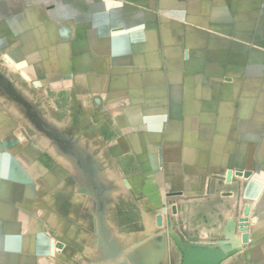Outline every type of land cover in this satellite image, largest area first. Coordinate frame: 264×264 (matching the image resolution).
<instances>
[{
    "label": "crops",
    "instance_id": "0c3cea01",
    "mask_svg": "<svg viewBox=\"0 0 264 264\" xmlns=\"http://www.w3.org/2000/svg\"><path fill=\"white\" fill-rule=\"evenodd\" d=\"M0 21L21 23L18 36L0 34V112L27 125L30 103L52 102L54 142L68 153L59 160L67 173L54 182L77 183L40 192L52 199L43 203L52 211L43 216L42 251L22 260L105 264L114 233L156 213V192L135 185L156 177L169 194H186L252 166L254 106L264 110V0H0ZM39 116L46 117L42 106ZM260 135L256 151L264 149V124ZM96 153L121 174L87 182L110 189L78 185V167L107 166ZM126 165L134 168L128 176ZM259 241L229 257L219 245L217 264H263ZM176 262L185 264V255Z\"/></svg>",
    "mask_w": 264,
    "mask_h": 264
},
{
    "label": "rangeland",
    "instance_id": "374dc122",
    "mask_svg": "<svg viewBox=\"0 0 264 264\" xmlns=\"http://www.w3.org/2000/svg\"><path fill=\"white\" fill-rule=\"evenodd\" d=\"M11 11L12 8L9 13ZM20 25L0 21V34L11 31L14 37L18 36ZM29 94L37 95L35 89H30ZM41 95L51 99L50 94ZM29 106L33 119L30 118L27 125L24 120L8 119L4 112H0V264H31L22 260L21 255L28 251L33 256L40 255L42 247L38 242L41 240L43 244V216L52 211L43 208L44 201L51 206L52 199L38 198L40 192L69 191L77 185L67 181L54 182V174L67 173L68 168L59 160L63 155V159L68 160V153L57 149L58 144L54 142L53 124L48 117L54 110L52 102H33ZM39 106L45 108V118L37 117ZM253 118V161L252 166L246 167V172L244 166L222 172L219 181L192 184L186 194L184 190L183 194H169L164 190L161 178L156 177H153L151 186L145 182L135 185L136 189L156 192V213L141 216L133 225V231L115 232L117 246L110 248V261L105 264H132L128 263L130 253L134 264H177L180 256L188 254L190 248L218 249L219 245L222 254L229 257L244 254L249 240L258 244L264 239V149L256 151L261 143L260 128L264 124V110L260 103L254 106ZM235 141L244 142V136H237ZM94 158L107 166L78 167L76 174L80 175L82 182L78 185L110 189V183H88L87 179L90 176L93 180L98 176L112 178L121 174L119 167L109 157H101L100 153L94 154ZM82 161L92 162L85 157ZM133 169L126 165L124 174L130 175ZM116 184L119 190L122 189L120 182ZM124 186L125 190L131 189L127 181ZM127 223L131 224L126 217V226ZM130 239L133 246H128ZM116 258H120L119 261Z\"/></svg>",
    "mask_w": 264,
    "mask_h": 264
},
{
    "label": "water",
    "instance_id": "95a60500",
    "mask_svg": "<svg viewBox=\"0 0 264 264\" xmlns=\"http://www.w3.org/2000/svg\"><path fill=\"white\" fill-rule=\"evenodd\" d=\"M194 250V252H193ZM201 250V255H200V258L201 256H203V258L207 261L205 262H208V264H217V261H218V257H217V253L215 252L214 249H210V248H207V249H202L200 248ZM189 253L185 254V259L187 260V262L185 264H207V263H204V262H200L197 260V252H196V249H192L191 248L189 249L188 251ZM187 256V258H186Z\"/></svg>",
    "mask_w": 264,
    "mask_h": 264
}]
</instances>
